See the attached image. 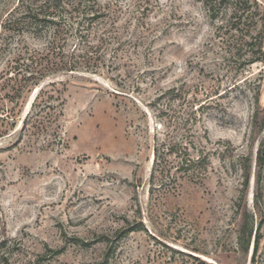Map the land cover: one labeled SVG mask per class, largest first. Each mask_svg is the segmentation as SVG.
<instances>
[{
    "label": "rangeland",
    "instance_id": "374dc122",
    "mask_svg": "<svg viewBox=\"0 0 264 264\" xmlns=\"http://www.w3.org/2000/svg\"><path fill=\"white\" fill-rule=\"evenodd\" d=\"M35 2L0 0L1 96L19 56L48 57L52 24L9 23ZM91 3L96 72L41 83L61 82L51 134L21 132L40 87L16 106V129L0 130V264H264V0ZM69 16L58 38L72 52ZM184 137L208 171L152 180L156 138Z\"/></svg>",
    "mask_w": 264,
    "mask_h": 264
},
{
    "label": "trees",
    "instance_id": "16d2710c",
    "mask_svg": "<svg viewBox=\"0 0 264 264\" xmlns=\"http://www.w3.org/2000/svg\"><path fill=\"white\" fill-rule=\"evenodd\" d=\"M34 7L24 5L16 7V11H22L21 17H15L12 14L9 23L19 24L23 19H29L35 24L49 23L53 25L54 35L50 42L48 57L46 61L41 58L36 59L30 56V64H26L23 56L17 59V67H15V82L12 76H1V79L8 80L7 91L0 97L6 99L16 105L12 109L2 104L0 107V130L2 133L9 134V130H15L18 119L15 113L16 106L20 104V100L25 98L26 93H30L33 87H40L38 93L32 103L31 110L22 121L21 132L33 126L34 131L40 135L42 133H50L53 129L52 125L60 120L63 115L64 99L59 91L58 85L61 82L51 81L43 86L41 83L49 76L59 73H74L79 71L96 72L94 64V47L87 42V33H83L85 23L92 26V21L97 16L95 5L92 0H36ZM70 11V19L75 20L78 28L75 31L77 43L72 52L64 51L61 45L60 27L62 23L59 19L61 13ZM10 25V24H9ZM91 28V27H90ZM59 32V33H58ZM2 87H0L1 89ZM6 90L5 87L2 88ZM60 94V95H59ZM260 111L257 110L254 115V127L257 128V120ZM59 127V126H58ZM3 128V129H1ZM264 128L263 123L258 127L259 130ZM6 132V133H5ZM257 163L259 166L264 165V141L258 148ZM211 164L210 156L205 148L198 149L195 142L188 137L181 139L159 140L156 138L153 148V167L151 179H155L158 175L170 176L172 169H175L176 176H171L173 183H176L180 176L184 175L190 179L200 178L205 175ZM244 184L248 185L250 179V171L245 167ZM260 235L255 236L254 249L258 251L260 244Z\"/></svg>",
    "mask_w": 264,
    "mask_h": 264
}]
</instances>
